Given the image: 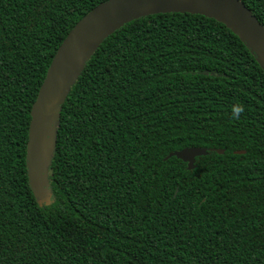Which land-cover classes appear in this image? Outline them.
I'll return each mask as SVG.
<instances>
[{"label":"trees","instance_id":"1","mask_svg":"<svg viewBox=\"0 0 264 264\" xmlns=\"http://www.w3.org/2000/svg\"><path fill=\"white\" fill-rule=\"evenodd\" d=\"M104 1L0 0V264H264V67L200 14L148 15L103 41L62 105L51 203L35 198L32 104ZM240 1L264 26V0ZM186 147L207 149L196 168L165 159Z\"/></svg>","mask_w":264,"mask_h":264},{"label":"water","instance_id":"2","mask_svg":"<svg viewBox=\"0 0 264 264\" xmlns=\"http://www.w3.org/2000/svg\"><path fill=\"white\" fill-rule=\"evenodd\" d=\"M159 13H192L216 20L238 36L264 67V26L240 0H105L100 3L74 25L58 47L31 107L26 161L29 183L40 203H51L49 168L57 143V124L62 105L86 63L103 41L124 24ZM216 151L224 153L222 149ZM206 154V148L186 147L169 153L165 159L175 156L192 170L196 168V157Z\"/></svg>","mask_w":264,"mask_h":264}]
</instances>
